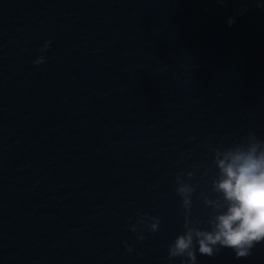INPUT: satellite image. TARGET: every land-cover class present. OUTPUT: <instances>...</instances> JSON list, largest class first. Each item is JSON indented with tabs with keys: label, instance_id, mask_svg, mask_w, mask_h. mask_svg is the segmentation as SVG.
<instances>
[{
	"label": "water",
	"instance_id": "1",
	"mask_svg": "<svg viewBox=\"0 0 264 264\" xmlns=\"http://www.w3.org/2000/svg\"><path fill=\"white\" fill-rule=\"evenodd\" d=\"M250 131L264 0H0V264H181L176 176L207 228L213 150ZM197 264H264V243Z\"/></svg>",
	"mask_w": 264,
	"mask_h": 264
},
{
	"label": "clouds",
	"instance_id": "2",
	"mask_svg": "<svg viewBox=\"0 0 264 264\" xmlns=\"http://www.w3.org/2000/svg\"><path fill=\"white\" fill-rule=\"evenodd\" d=\"M217 2L223 4L225 0ZM233 22L234 19L229 18V26ZM48 43L45 42L41 51ZM43 61L44 57L38 56L33 63L39 65ZM213 161L217 170L211 179L214 196L200 194V199L211 209L207 228L198 226L200 220L189 219L195 188L184 182L180 175L176 176V192L184 210V231L167 246L169 260L180 257L181 264H197V252L212 257L221 248L232 249L235 258L240 259L251 255L257 244L264 243V139L250 131L242 142L215 148ZM192 175L188 173L189 177ZM148 219L150 223H146V227L152 232L157 231L159 217ZM138 238L143 239L142 236ZM125 247L132 251L130 245Z\"/></svg>",
	"mask_w": 264,
	"mask_h": 264
}]
</instances>
